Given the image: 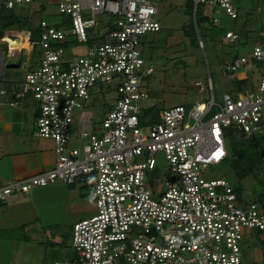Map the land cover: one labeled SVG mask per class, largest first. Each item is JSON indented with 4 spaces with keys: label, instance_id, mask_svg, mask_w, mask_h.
<instances>
[{
    "label": "built area",
    "instance_id": "obj_1",
    "mask_svg": "<svg viewBox=\"0 0 264 264\" xmlns=\"http://www.w3.org/2000/svg\"><path fill=\"white\" fill-rule=\"evenodd\" d=\"M187 1L194 15L200 5L216 7L230 20L239 15L233 0ZM33 4L0 0L5 9ZM56 8L60 22L41 21L36 41L28 32L6 39L9 56L32 53L34 47L41 56L19 85L0 89L9 107L22 111L26 100L34 101L33 135L53 142L54 166L6 181L0 203L57 182L92 185L96 214L73 225L74 264H244L246 232L264 233V199L244 202L228 181L208 179L204 172L227 158L229 127L247 135L264 133V29L248 54L223 62V76L248 83L242 94L224 92L215 101L209 76L206 87L195 83L210 92L208 102L163 110L157 122L147 124L141 121L148 99L142 79L153 71L139 46L140 36L160 31L156 2L57 0ZM103 15L110 17L103 25L106 40L67 59L61 44L88 43V32L100 24L96 16ZM212 22H219L217 16ZM224 37L228 43L239 38L233 31ZM96 84H113L117 94L99 126L89 101ZM156 153L164 154L169 167L165 178L151 181L145 172L154 170Z\"/></svg>",
    "mask_w": 264,
    "mask_h": 264
},
{
    "label": "rangeland",
    "instance_id": "obj_2",
    "mask_svg": "<svg viewBox=\"0 0 264 264\" xmlns=\"http://www.w3.org/2000/svg\"><path fill=\"white\" fill-rule=\"evenodd\" d=\"M154 1L158 7L156 19L160 31L140 36L139 50L146 61V67L153 71L150 75H143L142 89L147 93L148 99L142 102V112L150 110L153 114L158 113L155 123L163 110L180 105L189 109L197 102H208L211 99L210 92L200 90L195 87V83L200 82L206 87L209 76L214 99L220 101L222 94L229 88L231 78L222 75L223 62L229 58L228 52L244 55L251 51L259 34L256 32L257 25L261 23L264 26V0H233L239 13L236 21L230 20L216 7L198 6V21L203 14L215 15L219 19L214 25V31L208 30L204 23L199 24L203 47L199 45L198 48L192 46L190 37L187 36L191 9L194 24L191 3L187 0ZM56 2L57 0H35L34 6L37 5L42 10L25 7L16 11L28 15L34 26L41 21L54 24L62 18L57 12ZM96 21L100 24L88 32V43L64 47L67 59L82 57L90 46L106 40L107 30L103 25L110 21V17L96 16ZM240 30L249 32L247 43L234 44L225 40L224 34L227 31L238 34ZM1 41V72L15 87L22 82L27 72L39 64L41 50L37 48L33 53L21 52L9 56L6 45L3 44L6 39ZM256 76L254 71L253 79ZM2 84L0 83V87ZM89 95L94 122L99 126L104 114L115 104L116 89L113 84H96ZM10 109L12 108H6V112H10ZM14 110L24 115L20 109ZM144 119V123L153 124L150 123L149 116ZM230 134L225 133L227 145L231 139ZM168 167L164 154L156 153L154 170L146 171L145 174L151 181L162 179L165 178ZM204 176L228 181L238 199L244 202L264 199V168L256 170L254 174L239 177L230 164L222 163L209 167ZM95 214V195L92 185L88 184L67 185L57 182L35 188L26 196H11L5 203H0V264H43L56 260L75 262L77 255L71 246L73 225ZM246 234L249 238L242 243L244 264H263L264 233L254 230L247 231Z\"/></svg>",
    "mask_w": 264,
    "mask_h": 264
},
{
    "label": "trees",
    "instance_id": "obj_3",
    "mask_svg": "<svg viewBox=\"0 0 264 264\" xmlns=\"http://www.w3.org/2000/svg\"><path fill=\"white\" fill-rule=\"evenodd\" d=\"M190 7L193 8L192 3L190 4ZM18 9L23 8L5 9L4 7H0V41L7 38L18 39L22 37L25 32L30 33L32 41H36L38 38L39 24L37 26L32 25L30 17L28 15L17 13L16 10ZM191 13L190 28L187 36L190 37L192 46L198 48L199 40H201L199 24H206L207 29L210 31H214L213 29L215 24L212 22L213 15L208 14H203L200 21H198V10H196L195 21L193 24ZM64 24L68 25V20L64 19ZM263 29V24L259 23L257 25L256 32L259 33ZM238 37L239 38L236 42L245 44L250 38L249 32L246 30H240ZM211 40H213V38ZM255 40L257 41L258 39ZM3 44L6 45L5 43ZM61 45L63 47H68L69 43H62ZM36 49L37 47H34L32 53L35 52ZM227 55H229V58H235L238 56L233 52H228ZM247 84L248 83L246 81H239L235 77H231L227 92L240 95L244 92ZM157 115L158 113L153 114L150 110L143 111L141 114V121L143 122L144 118L149 116L150 123H154L158 117ZM226 133H231L230 136L228 135L231 139L227 145L228 155L223 163L230 164L237 176L245 177L249 174H254L256 170L264 168V133L259 135H247L240 131H236L231 127L226 130Z\"/></svg>",
    "mask_w": 264,
    "mask_h": 264
},
{
    "label": "crops",
    "instance_id": "obj_4",
    "mask_svg": "<svg viewBox=\"0 0 264 264\" xmlns=\"http://www.w3.org/2000/svg\"><path fill=\"white\" fill-rule=\"evenodd\" d=\"M29 7L41 10L34 4ZM4 76L0 67V83H3L0 89L9 90L14 86ZM33 103L32 99L26 100L22 106L24 115H20L0 98V187L8 180L28 177L54 165L52 141L33 135L37 114L36 104ZM6 108L12 109L6 112Z\"/></svg>",
    "mask_w": 264,
    "mask_h": 264
},
{
    "label": "water",
    "instance_id": "obj_5",
    "mask_svg": "<svg viewBox=\"0 0 264 264\" xmlns=\"http://www.w3.org/2000/svg\"><path fill=\"white\" fill-rule=\"evenodd\" d=\"M193 19H194V21H195V15L193 14Z\"/></svg>",
    "mask_w": 264,
    "mask_h": 264
},
{
    "label": "bare ground",
    "instance_id": "obj_6",
    "mask_svg": "<svg viewBox=\"0 0 264 264\" xmlns=\"http://www.w3.org/2000/svg\"><path fill=\"white\" fill-rule=\"evenodd\" d=\"M26 46V45H25Z\"/></svg>",
    "mask_w": 264,
    "mask_h": 264
}]
</instances>
